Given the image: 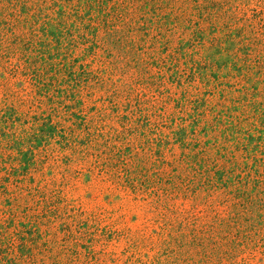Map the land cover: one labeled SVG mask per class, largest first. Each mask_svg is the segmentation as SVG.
Masks as SVG:
<instances>
[{
  "label": "trees",
  "instance_id": "16d2710c",
  "mask_svg": "<svg viewBox=\"0 0 264 264\" xmlns=\"http://www.w3.org/2000/svg\"><path fill=\"white\" fill-rule=\"evenodd\" d=\"M208 2H215L214 17L220 11V0H0V70L12 79L24 80L31 88L33 99L56 114L67 97L75 98L79 105L76 99L81 84L79 78L84 76L86 81L93 75L83 64L77 72L75 65L88 52L104 48L106 55L112 57L115 51L122 55V61L129 60L139 72L145 71L150 59H143L134 50L140 49L138 45L151 43L155 46L164 40L163 33L153 39L149 31L156 26V31L161 30L166 23L169 29L180 27L183 15L191 11L185 20L204 37L199 21H205L210 14L204 6ZM169 6L171 10L163 13V8ZM174 7L176 12L172 10ZM54 8L60 16L58 21L51 16L50 10ZM81 15L85 20L87 16L82 23L86 33H80L79 38L81 44L88 43V46L81 49V55L74 57L77 43L66 44L64 28L69 21L74 24V18ZM251 36L244 39L242 31L233 34L230 41L225 42L228 49L224 48L222 53L216 48L214 52L220 53L222 58L233 55L227 66L235 71V85L244 82L239 91L256 89L254 94L264 98L257 90L259 83L264 87V43ZM165 40L164 43L170 41ZM176 69L178 67L173 66L171 75L175 74L179 81L184 73ZM194 99L191 100L197 103ZM253 105L257 111L264 109L263 100L258 101L256 96ZM65 110L70 124L59 127L53 113L31 121L15 105L0 107V211L7 214L0 220V264H75L81 260L77 246L82 245L76 233L86 232L83 223H75L77 230L73 224L61 223L56 229L49 224L48 231L36 218L17 220L19 211L30 210L32 190L24 183L38 171V146L47 142L48 145L55 138H58L61 152L68 155L69 164L85 163L89 168L109 174L132 192L147 190L157 196L162 209L173 214L166 222L163 259L157 264H252L256 255L264 257L263 127H254L255 133L235 127L232 131L235 135H230L235 149L209 137V142L218 144L220 150L210 149L208 153L203 146L195 151L205 152L203 156L182 153L177 161L157 162L161 156L159 151L153 157L155 150L145 151L141 143L132 148L130 142L117 145L116 140L125 133L126 120L120 125L123 126L121 130L110 133L104 125L97 126L93 119H87L81 113L82 108ZM195 114L193 125L203 121L207 129L205 110H197ZM100 116V121L113 119L104 113ZM166 135L160 132L159 139L163 141ZM177 140L181 141V146L187 144L186 136ZM9 178L16 182L13 193H9L6 185ZM180 198L189 201L192 207L202 204L210 210L216 204H223L229 212L226 216L213 215L205 221L194 214L184 216L173 206ZM178 217L181 219L177 222ZM92 244L93 241L82 248L94 258Z\"/></svg>",
  "mask_w": 264,
  "mask_h": 264
},
{
  "label": "rangeland",
  "instance_id": "374dc122",
  "mask_svg": "<svg viewBox=\"0 0 264 264\" xmlns=\"http://www.w3.org/2000/svg\"><path fill=\"white\" fill-rule=\"evenodd\" d=\"M214 3L204 5L210 14L205 21H199L204 37L185 20L191 11L183 15V25L180 27L169 29L166 23L161 30L156 31V26L155 30L149 31L153 39L163 33L164 40L157 42L155 46L151 43L141 44L138 45L140 49L134 50L143 59H150L145 65L148 72H139L129 60L122 61V55L118 52L113 51L112 57L106 55L104 48L88 52L75 65L77 72L80 71V64H83L93 75L86 81L84 76L79 78L81 84L79 92H76L79 105L75 98L70 100L67 97L59 105L56 111L59 113L56 114L33 99L31 88L24 80L12 79L5 71L0 70V107L15 105L31 121H36L38 116L53 113L56 115H53L54 121L59 122V127L70 124L65 108L73 109L72 111L82 108L81 113L87 119H93V124L97 122V126L104 125L105 130L110 133L115 129L121 130L123 126L120 125L126 120L125 133L116 140L117 145L130 142L132 148L141 143L145 151L149 152L150 148L155 150L153 157L159 151L161 156L157 162L177 161L182 153L203 156L205 152H195L198 147L203 146L208 153H211L210 149L220 150L218 144L209 142V137L216 138L217 143L227 147L232 145L235 149L230 136L235 135L232 132L236 130L235 127L240 126L243 132L249 130L254 133V127L264 128V109L257 111V107L253 105L255 96L258 101L263 100V103L264 98L254 94L256 89L245 91L242 88L239 91L238 88L244 82L235 85V71L227 66L233 55L228 54L225 57L228 59H225L214 50L217 48L223 53L224 48L228 49L225 42L240 31L244 39L254 35L264 43V0H220V11L212 17L216 11L213 9ZM169 10L170 6L168 9L164 7L163 13ZM172 10L176 12L177 9L174 7ZM50 11L54 21H58L60 16L57 9ZM74 19V24L71 25L69 21L65 26L64 35H67L66 44L70 41L77 43L74 54L77 57L81 55V49L88 46V43L81 44L79 38L80 33H86L82 23L87 20V16L86 20L84 15ZM165 39L170 41L164 43ZM173 66L178 67V72L184 73L179 81L174 77L175 74L171 75ZM74 81H78V78ZM257 90L264 96V87L260 83ZM197 110H205L209 124L207 129L203 121L193 125L195 120L192 118L196 117ZM101 113L113 119L100 121ZM231 120H234L233 124L230 123ZM160 132L168 134L163 141L159 139ZM185 136L187 144L181 146V141L177 138ZM238 137L235 139L238 140ZM57 141L58 138H55L48 145L47 142L38 146V171L33 174L32 179L27 177L24 183L31 187V194L34 196H29L30 210L19 211L17 220L36 218L44 223L43 229L48 231L51 229L49 224L55 226L52 229L61 226V223L73 224L77 230L75 223H83L86 232H77L76 237L82 247L93 241L95 257L85 254V250L79 245L77 248L81 251V260L75 264H157L163 259L161 253L166 222L171 220L173 214L166 208H161L157 196L149 194L147 190L132 192L109 174L89 168L85 163L75 161L69 164L66 161L68 155L61 152ZM14 183L13 178L6 182L9 193L16 189ZM173 206L184 216L194 214L203 221L216 214L226 216L229 212L223 204H216L210 210L202 204L192 207L189 201L181 198ZM166 207L169 209L167 204ZM3 215L7 217V214L0 211V220ZM180 219L178 217L177 222ZM263 261L264 257L256 255L252 264H261Z\"/></svg>",
  "mask_w": 264,
  "mask_h": 264
}]
</instances>
